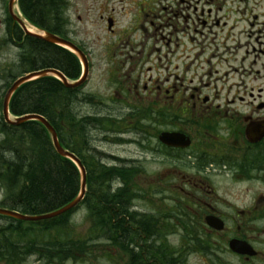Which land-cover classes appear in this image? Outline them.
<instances>
[{"label": "flooded vegetation", "instance_id": "1", "mask_svg": "<svg viewBox=\"0 0 264 264\" xmlns=\"http://www.w3.org/2000/svg\"><path fill=\"white\" fill-rule=\"evenodd\" d=\"M2 1L0 58L5 45L20 51ZM163 13L136 38H113L119 62L105 74L108 94L77 89L78 99L116 109L89 115L114 122L101 131L113 151H91L119 175L111 193L133 192L128 211L113 194L93 196L94 207L82 200L71 214L81 238L108 234L109 244L85 245L75 258L0 264H264V0H173ZM64 36L90 60L70 24ZM106 208L109 220L100 218Z\"/></svg>", "mask_w": 264, "mask_h": 264}, {"label": "trees", "instance_id": "2", "mask_svg": "<svg viewBox=\"0 0 264 264\" xmlns=\"http://www.w3.org/2000/svg\"><path fill=\"white\" fill-rule=\"evenodd\" d=\"M18 3L30 24L65 37L68 20L64 0H19ZM7 29L9 40L12 42L13 36L19 42L20 51L13 70L5 71L6 87L24 74L46 69L57 70L70 80L78 79L80 67L74 55L60 47L24 36L10 19ZM77 98L76 89L71 91L58 80L46 77L18 88L11 97L9 111L13 117L33 114L45 118L55 130L60 145L81 161L88 188L83 203L94 207L93 196L115 194L110 192L109 181L119 175L112 168L101 165L93 156L88 132L92 126L110 131L114 122L108 118L89 117V112L84 115L81 103L94 107L92 99L84 97L82 102L76 103ZM0 138V189L3 192L0 208L39 216L57 211L75 199L79 192L78 171L69 160L55 153L49 135L40 123L28 121L8 126L1 120ZM120 175L123 179L131 178L128 173ZM132 194L125 189L116 192L115 196L122 197L127 203L124 207L123 203L115 202L121 213L128 211ZM87 197L90 199L87 200ZM71 214L72 211L40 223H22L0 216L5 221L0 226V259L34 255L46 260H64L78 257L84 252L85 245L96 242L109 244L111 236L108 234L77 238L70 223ZM109 215L106 208L100 218L109 220Z\"/></svg>", "mask_w": 264, "mask_h": 264}, {"label": "rangeland", "instance_id": "3", "mask_svg": "<svg viewBox=\"0 0 264 264\" xmlns=\"http://www.w3.org/2000/svg\"><path fill=\"white\" fill-rule=\"evenodd\" d=\"M66 2V16L69 19L70 29L76 41H82L86 44V49L91 53L89 60L91 68L88 80L83 89L84 92L95 95L109 93V84L107 83L106 73L110 72L113 62H119L118 58L111 59L109 45L113 38L120 35L132 36L136 38L140 32L136 28L148 21H153L155 24L165 15L163 9L167 8L173 0H64ZM171 2V3H170ZM5 17H7V5L4 4ZM138 12V13H137ZM162 13V14H160ZM161 16V17H160ZM81 21H78V18ZM148 17V18H143ZM102 18V19H101ZM107 18H112L115 21V31L109 33L107 31ZM148 25H146L147 27ZM150 26V23H149ZM157 26V25H156ZM18 51L10 46H5L3 57L0 58V66L3 70L10 69L11 72L17 64ZM1 70V69H0ZM0 103L6 92L4 81L5 72H1L0 77ZM5 86V87H4ZM82 105V104H81ZM116 109L111 106L92 107L87 104L82 105V113L84 115L100 113L101 115L115 114ZM1 114V111H0ZM87 115V114H86ZM95 127V126H94ZM89 129L88 136L90 137L91 145L99 151H113L112 142L104 140L108 136L104 135L99 127ZM126 137L132 138L131 135ZM1 140V138H0ZM111 147V149H110ZM128 153L138 154L139 150L135 146H129ZM3 200V192L0 189V203ZM139 204V203H138ZM76 236H84L80 227V219L78 214L74 216ZM5 221L0 218V226L4 225Z\"/></svg>", "mask_w": 264, "mask_h": 264}, {"label": "water", "instance_id": "4", "mask_svg": "<svg viewBox=\"0 0 264 264\" xmlns=\"http://www.w3.org/2000/svg\"><path fill=\"white\" fill-rule=\"evenodd\" d=\"M16 2H17V0H8L7 11H8L10 18L13 20V22H15L22 29L24 34L29 36V37H33V38H36L40 41L46 42L48 44L57 45V46H60L62 48L69 50L79 60L80 64L82 65V69H83L82 74L79 78V81L75 82V83H71L64 75H62L57 70H53V69H46V70L28 73V74L18 78L17 80H15L5 93L3 103H2V114H3V118H4L5 123L7 125H10V126H17V125H20V124L28 122V121L39 122L45 128V130L48 132V134L50 136L51 144L53 146L55 153L61 158H65V159L70 160L77 167L78 172H79L80 189H79V193H78L77 197L71 203H69L68 205H66L65 207H63L57 211H54L52 213L45 214V215H40V216H27V215H22L20 213L14 212V211L0 209V216H5V217H8V218H11L14 220L31 223V222H40V221L50 220V219L59 217V216L65 214L66 212L72 210L73 208H75L80 203V201L82 200V198L84 196V192H85V170H84L83 166L81 165L80 161L73 154L64 150L60 146L56 132L50 126V124L48 122H46V120L44 118L40 117L39 115H26L23 117L14 118L13 120L10 119V115H9V111H8L10 99H11L12 95L16 92V90L19 87H21L22 85L29 83V82H32V81H35V80H38V79H41V78H46V77H53V78L59 80L62 83V85L68 89L79 88L80 86H82L86 82V79L88 76V61H87L85 55L72 43H70L64 39H61L57 36H54L52 34L40 31V30H38L39 32L28 30V28L24 24V21L17 14L14 13V7H15ZM110 26L111 25L109 24V27Z\"/></svg>", "mask_w": 264, "mask_h": 264}, {"label": "bare ground", "instance_id": "5", "mask_svg": "<svg viewBox=\"0 0 264 264\" xmlns=\"http://www.w3.org/2000/svg\"><path fill=\"white\" fill-rule=\"evenodd\" d=\"M65 10H66V7H65ZM14 12L15 13H17L19 16H20V14H19V11H18V9H17V7L14 9ZM24 24L26 25V27L28 28V30H30V31H35V32H39L38 30H36L35 28H33L32 26H30V24L28 23V22H26V21H24ZM51 34V33H50ZM54 35V34H53ZM54 36H57V37H60V36H58V35H54ZM66 88V87H65ZM66 89H68V88H66ZM69 90H73V89H69ZM83 100L82 99H78L77 98V100H75V102L76 103H80V102H82ZM82 105H85V103L84 102H82L81 103ZM31 115H33V114H31ZM40 117H42V116H40ZM42 118H44V117H42ZM45 119V118H44ZM47 122V121H46ZM39 123V122H38ZM51 126V125H50ZM52 127V126H51ZM45 129V128H44ZM55 131V130H54ZM48 133V132H47ZM49 135V134H48ZM49 138H50V136H49ZM90 137L88 136L87 137V139H89ZM98 161H100L102 164L103 163H106V159L104 158V157H98ZM128 207V206H127ZM150 243H152L151 242V239H150Z\"/></svg>", "mask_w": 264, "mask_h": 264}]
</instances>
